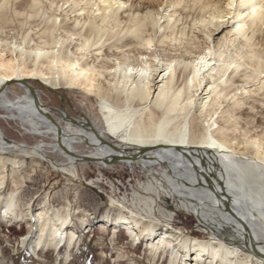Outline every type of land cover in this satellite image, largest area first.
Wrapping results in <instances>:
<instances>
[{
	"label": "bare ground",
	"instance_id": "6f19581e",
	"mask_svg": "<svg viewBox=\"0 0 264 264\" xmlns=\"http://www.w3.org/2000/svg\"><path fill=\"white\" fill-rule=\"evenodd\" d=\"M42 1L0 0V36L16 30L22 42L57 46L55 52H48L50 59L45 58L56 66V76L40 78L51 88H80L84 99L94 95L100 123L84 116L68 120L66 126L56 119L55 126L40 110V98L29 89L31 96L11 100L5 83L29 74L24 73L21 53L5 59L6 53L14 51L6 37L0 39V106L12 117L28 121L37 133L54 135L52 148L68 157L65 165L54 164L61 170L73 171L81 160L106 167L115 159L150 168L159 182L157 188L177 198V207L193 213L214 237L201 241L167 228L158 232L156 226L121 213L120 224L135 237L144 236L149 248H171L173 264L178 257L182 264L188 260L191 264H264V145L244 132L243 137L236 133L241 117L236 114L251 111L248 103L264 105V70L257 51L264 37V0H176L170 14H165L169 17L165 23H159L156 1L133 3L121 12L110 8L98 18L87 16L86 22L75 19L70 24L54 12L42 14ZM125 1L129 0H115ZM84 4L90 7L91 0ZM176 34L189 38L196 34L204 45L185 60L167 59L165 50ZM232 36L247 48L252 69L221 58L219 46ZM68 48L76 53H64ZM129 52L136 54L135 61L120 65V54ZM35 60H40L38 54ZM253 122L254 117L252 126ZM43 125L48 126L44 131L39 129ZM4 138L0 128L3 149L11 145ZM76 142L90 147L86 159L75 157ZM41 146L30 150L34 164L44 157ZM24 164L23 160L16 162L17 167L10 164L12 187L18 184V168ZM6 167L0 156V188ZM11 194L3 204L4 213L10 212ZM59 210L48 209L43 201L33 215L19 218L28 219L35 230L30 245L34 253L39 247L65 244L68 251L73 242L79 245L69 213ZM245 231L248 247L243 243ZM0 264H6L1 254Z\"/></svg>",
	"mask_w": 264,
	"mask_h": 264
},
{
	"label": "rangeland",
	"instance_id": "374dc122",
	"mask_svg": "<svg viewBox=\"0 0 264 264\" xmlns=\"http://www.w3.org/2000/svg\"><path fill=\"white\" fill-rule=\"evenodd\" d=\"M99 1L91 0L89 7L84 4V0H43L42 14L54 12L57 18L63 19L67 24L75 22V19L83 23L87 16L98 18V15L107 12L110 8H119L121 12L133 3L144 4L156 1L155 9L159 11L157 15L159 23H165L169 19L165 14H170L171 5L176 2V0H129L124 3L115 0H105V3ZM71 9L75 10L71 11ZM122 15L126 14L122 13ZM36 22H39V19ZM57 31H54L55 35L58 34ZM17 33L19 34L15 30L10 32V35L0 36L1 40L9 36L7 39H10L5 38V40L9 46L12 44L11 48L14 49L12 54L6 53L5 59L11 58L10 56L15 58L21 53L24 73L29 75L20 80L12 79L16 82L6 85L8 97L19 101L21 97L31 96L32 93L26 87L27 80H30L29 83L35 88L33 94L40 98V102L59 109V113L51 111V114L55 119H60L62 126L68 123L64 116L69 120H81L85 116L100 123L94 95L89 94V99H84L86 94L80 88L54 87L60 88L57 89L62 94L60 97L45 87L48 84L40 77L56 76L53 73L56 66L54 63L51 65L45 58H49L46 57L48 52L52 50L55 52L57 46H36L33 41L25 43ZM196 34H193L192 38L188 35L176 34L173 44L171 43L165 50L167 59L182 58L183 60L187 55L202 48L204 43ZM220 46L221 58L231 61L232 64L240 63L242 69L246 66L248 70L253 68L249 64L247 48L238 39L235 40L232 36L231 41L225 39ZM72 51L76 53L74 48H68L67 51L64 49V53L70 54ZM257 51L260 57V70H264V37L260 39ZM36 54L40 56L38 61L35 60ZM122 55L120 54V65L123 62L135 61L136 54L133 52ZM247 100H250V97ZM246 106L247 109L251 108V111L246 114L243 112L236 114L241 116L238 119L239 127L236 133L243 137L244 132L249 138L260 140L264 145V105L248 103ZM215 116L216 114L213 115ZM253 117L255 125L252 126ZM0 128L6 139L21 144L12 145L6 141L11 145L4 149L0 147V156L7 163L5 183L0 188V254L6 264H171L172 249L166 246H161L158 250L149 248L144 236L135 237L120 224L122 214L133 216L142 223L154 225L158 232L167 228L173 232L183 233L191 239L201 241L214 239L210 229L193 213L177 207V198L168 196L163 189L157 188L159 182L150 168H147L149 171L144 167L141 168V165L134 160L110 163L106 167L81 160L73 171H64L54 166L55 163V165H65L68 157L52 148L51 143L56 142L52 133H37L28 121L12 117L5 106H0ZM47 128L48 126L43 125L39 129L44 131ZM39 143L42 144L40 153L44 157L34 164L30 150ZM74 146L78 155H86L90 152V147L84 142H76ZM19 160H23L25 164L22 168H18V184L12 187L10 164L14 163L16 166ZM32 166L33 172H31ZM152 167L154 170L159 169L158 165ZM11 191L10 212L12 213H4L3 204ZM150 198H154L155 202L152 203ZM43 201H46L48 209L60 208L61 213L64 211L69 213L70 223L76 228L78 235V246L73 242L68 251L65 244L58 248L39 247L36 253L30 249L35 230L28 219L19 221V218L28 216L29 212L33 215ZM102 229L106 230L102 231ZM23 238H25L24 243ZM173 247L176 248L177 245L174 244ZM181 259L178 257L175 264H182ZM189 262L192 263L188 260L187 264Z\"/></svg>",
	"mask_w": 264,
	"mask_h": 264
},
{
	"label": "water",
	"instance_id": "95a60500",
	"mask_svg": "<svg viewBox=\"0 0 264 264\" xmlns=\"http://www.w3.org/2000/svg\"><path fill=\"white\" fill-rule=\"evenodd\" d=\"M33 79V78H31ZM30 80H27V86H28V89L33 93L35 88L29 83ZM16 80H8L5 85L9 84V83H15ZM49 91L53 92V93H56L57 95H59L60 97L62 96L61 93H59V91L57 89H60V88H51L50 86H45ZM38 106L40 107V110L43 112V114L51 121L54 123V125L56 126L57 125V121L56 119L52 116L51 114V111H54V112H57L59 113V109L56 108V107H51V106H47V105H44L43 103L39 102L38 103ZM80 115V114H79ZM64 118L68 121V117L64 116ZM5 141H8L10 142L11 144L13 145H21V144H18L14 141H11V140H8L6 138H4ZM75 157L78 158V159H86V155H78V154H75ZM116 162H120V159H115L114 161H112L111 163H116ZM244 235H243V243L244 245H246V247H248L249 245L247 244V237H248V232H243Z\"/></svg>",
	"mask_w": 264,
	"mask_h": 264
},
{
	"label": "crops",
	"instance_id": "0c3cea01",
	"mask_svg": "<svg viewBox=\"0 0 264 264\" xmlns=\"http://www.w3.org/2000/svg\"><path fill=\"white\" fill-rule=\"evenodd\" d=\"M103 230H106V229H102V231H103ZM107 232H108V231H107Z\"/></svg>",
	"mask_w": 264,
	"mask_h": 264
}]
</instances>
